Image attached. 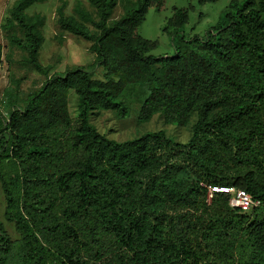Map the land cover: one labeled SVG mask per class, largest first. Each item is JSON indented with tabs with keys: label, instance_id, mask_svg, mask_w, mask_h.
Masks as SVG:
<instances>
[{
	"label": "trees",
	"instance_id": "1",
	"mask_svg": "<svg viewBox=\"0 0 264 264\" xmlns=\"http://www.w3.org/2000/svg\"><path fill=\"white\" fill-rule=\"evenodd\" d=\"M44 1L17 0L8 21L22 30L11 40L26 63L47 74L45 16L27 12ZM88 1L97 18L77 0L75 14L59 6L58 23L90 40L96 60L53 73L23 105L0 111L5 217L19 234L0 220V264H264V0H230L189 38V10L175 7L164 31L176 51L160 55L138 28L166 0H126L117 18L119 0ZM208 1L217 0H199ZM135 86L145 90L141 119L192 121L190 138L164 129L125 140L102 134L92 115L126 117L124 95ZM230 185L261 205L241 211L222 191L208 200L210 186Z\"/></svg>",
	"mask_w": 264,
	"mask_h": 264
},
{
	"label": "rangeland",
	"instance_id": "2",
	"mask_svg": "<svg viewBox=\"0 0 264 264\" xmlns=\"http://www.w3.org/2000/svg\"><path fill=\"white\" fill-rule=\"evenodd\" d=\"M17 0H0V46L2 47V63L0 64V111L8 115L10 104L23 105L27 95L39 89L44 81L55 72H65L77 66H87L96 60V53L90 49L92 42L80 35L61 28L58 23V8L65 3L66 14H75L77 0H45L37 2L27 8L29 14L41 12L45 16L43 26L44 41L40 50V60L48 68L44 74L25 61L26 52L12 42V36H22L18 25H10L8 19ZM83 5L97 18L96 8L88 1L82 0ZM230 0L208 1L199 0H166L165 6L158 10H148L146 19L139 26V33L158 42L151 53L155 55L173 54L176 51L170 35L164 31L168 19L173 15L175 7H186L189 10V19L185 25L186 38L194 34H203L206 29L214 24L221 11ZM126 0H119L114 8L112 18H117L124 12ZM92 30L94 27L89 26ZM97 78H103V70L98 67L94 73ZM145 95L144 88L135 86L128 88L124 101L128 106V115L120 116L114 109L98 110L91 117L92 123L104 135L115 140L131 139L147 131L164 129L178 141H187L192 134V121L187 125L168 123L165 117L157 112L144 120L139 117L142 99ZM68 103L72 116H77L78 97L73 90L68 93ZM7 198L0 180V220L12 238L19 234L15 224L5 217Z\"/></svg>",
	"mask_w": 264,
	"mask_h": 264
},
{
	"label": "built area",
	"instance_id": "3",
	"mask_svg": "<svg viewBox=\"0 0 264 264\" xmlns=\"http://www.w3.org/2000/svg\"><path fill=\"white\" fill-rule=\"evenodd\" d=\"M212 191H222L229 194V203L232 207L241 211H250L261 205V199L252 195L247 190L234 185L210 186L208 200L210 201Z\"/></svg>",
	"mask_w": 264,
	"mask_h": 264
}]
</instances>
